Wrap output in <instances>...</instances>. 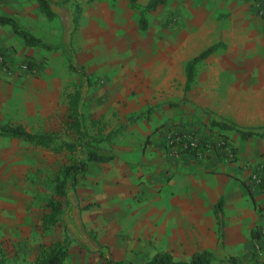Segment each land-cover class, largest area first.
<instances>
[{
    "label": "crops",
    "instance_id": "crops-1",
    "mask_svg": "<svg viewBox=\"0 0 264 264\" xmlns=\"http://www.w3.org/2000/svg\"><path fill=\"white\" fill-rule=\"evenodd\" d=\"M160 5L178 16L180 43L174 55H135L137 78L127 77L137 79L131 86L135 96L124 106L127 117L108 120L120 125L109 128L119 130L118 149L101 153L112 159L89 162L86 172L76 176L72 205L114 261L143 264L156 252H168L186 262L193 253L208 252L209 264H256L251 250L259 243L264 248V237L251 233L264 227V191L248 177L251 161L264 164V137L258 136L264 133V11L258 14L251 0H164ZM0 16L40 38L35 0H0ZM22 43L0 24L4 60L9 62L12 50L21 46L18 55L36 62L30 55H38L40 47ZM213 44L217 48L195 64L184 89L187 61ZM17 75L0 71V83L28 81ZM20 87L16 90L25 105L38 98L33 86ZM7 91L0 84V124L16 122L24 128L11 109L5 111ZM130 116L137 118L128 122ZM210 120L256 134L242 138L222 130L234 139L231 161L214 151L201 158L167 155L162 135L168 128L208 135L215 129Z\"/></svg>",
    "mask_w": 264,
    "mask_h": 264
},
{
    "label": "rangeland",
    "instance_id": "rangeland-1",
    "mask_svg": "<svg viewBox=\"0 0 264 264\" xmlns=\"http://www.w3.org/2000/svg\"><path fill=\"white\" fill-rule=\"evenodd\" d=\"M50 7L53 18L46 20L40 13L38 30L40 40L51 48L35 49L38 55H30L36 60L32 62L28 55H18L21 46H15L9 62L5 60L12 77L18 74L19 78L28 79L24 84L7 80L0 83L11 89L2 99L6 102L5 111L11 109L13 120L21 121L30 132L50 133L77 144L76 132L65 125L68 98L77 91L80 125L96 140L89 149L114 154L119 145V130L109 128L117 129L120 125L108 120L120 122L127 117L124 106L134 99L131 86L137 80H127L128 76L137 78L133 58L174 55L181 39L179 18L175 12H168L166 5H158L147 12L149 24L141 31L135 26L137 13L128 8L125 0H51ZM28 62L34 66L22 71L20 66ZM23 85L33 86L34 94L38 95L28 105L16 90ZM193 133L199 139L224 138L234 149V139L225 132L213 129L209 136ZM240 142L246 140L240 138ZM81 156L78 149L72 153H53L0 136V264H33L39 245L62 239L64 231L69 242L63 264H105L108 252L98 242L99 235L88 228L79 217V208L72 205L75 191L70 187V179L66 183L60 222L45 231L40 226L45 202L52 196L54 177L61 174L63 165ZM251 162L247 163L251 173L264 171V164ZM248 179L252 181L251 177ZM257 186L264 191V186ZM251 252L256 264L264 260L263 253L256 255L253 247Z\"/></svg>",
    "mask_w": 264,
    "mask_h": 264
},
{
    "label": "trees",
    "instance_id": "trees-1",
    "mask_svg": "<svg viewBox=\"0 0 264 264\" xmlns=\"http://www.w3.org/2000/svg\"><path fill=\"white\" fill-rule=\"evenodd\" d=\"M89 1V0H88ZM129 9L137 13V26L138 29L143 31L146 29L145 13L153 11L160 4H163L164 0H149L144 6H139L136 0H125ZM38 10L46 18L51 20L54 16L50 7V0H35ZM77 9V7H76ZM72 20H76V15L72 17ZM0 24L8 25L12 32L18 36L24 45L37 46L49 50L50 45L43 43L40 38L33 36L28 31L24 30L10 17L0 16ZM217 44H213L200 52L197 56H194L187 61L185 65V85L184 89L188 88L189 83L194 76V66L201 59L212 53ZM34 63L28 62L27 68L31 69ZM78 92L68 98V114L66 117V127L73 129L77 134L78 142L73 144L57 139L50 133H32L26 131L19 124L3 123L0 124V136L9 137L16 140H21L27 143H31L35 146L47 148L53 153H72L75 150H79L82 156L62 166L61 174H58L53 179L52 196H50L45 202L46 211L41 216L40 226L42 230H47L52 226L58 225L61 220L63 208L66 202V183L70 179V187L73 190L76 183V176H82L87 170V164L89 162L105 163L112 159L109 155L99 153L94 149H89L90 144H95L96 140L88 136L82 129L79 120V114L77 110ZM137 118V117H135ZM134 117H130L128 122H132ZM209 125L219 131L230 130L234 133H238L240 137L247 138L254 135L253 131H242L238 127L227 122L209 121ZM259 137H264V133L258 134ZM64 237L60 240H56L48 245L40 244L39 251L34 259L33 264H63L67 256V246L69 242V236L64 231ZM252 238L257 239L259 234L257 232L251 233ZM211 254L208 252H196L193 253L188 261H175L172 259L168 252H156L143 264H209ZM105 264H124L122 261H114L108 257L105 258Z\"/></svg>",
    "mask_w": 264,
    "mask_h": 264
},
{
    "label": "built area",
    "instance_id": "built-area-1",
    "mask_svg": "<svg viewBox=\"0 0 264 264\" xmlns=\"http://www.w3.org/2000/svg\"><path fill=\"white\" fill-rule=\"evenodd\" d=\"M251 1L252 6L258 14L264 11V0L261 2L262 5L258 0ZM20 69L22 71H26L27 65L22 64ZM0 71L6 76L11 73L9 66L2 55H0ZM162 136L163 147L167 155L170 157H176L180 153L185 152L192 154L194 157L201 158L209 154L211 151H214L228 161H231L234 158V151L232 147L228 144L226 139L221 137L214 136L212 139H199L198 136L191 131L170 128H168ZM250 177L256 185L264 186V171L260 173L253 172L250 174ZM258 232L261 237H264V227H260ZM253 248L258 256H261L264 252V248L260 243L254 244Z\"/></svg>",
    "mask_w": 264,
    "mask_h": 264
}]
</instances>
